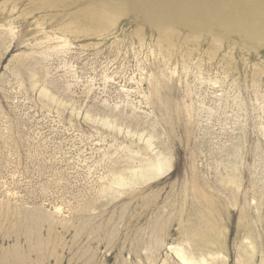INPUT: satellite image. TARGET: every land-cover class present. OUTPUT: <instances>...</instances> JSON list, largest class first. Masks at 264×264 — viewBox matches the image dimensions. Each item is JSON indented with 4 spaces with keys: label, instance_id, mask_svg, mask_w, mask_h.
Returning <instances> with one entry per match:
<instances>
[{
    "label": "rangeland",
    "instance_id": "374dc122",
    "mask_svg": "<svg viewBox=\"0 0 264 264\" xmlns=\"http://www.w3.org/2000/svg\"><path fill=\"white\" fill-rule=\"evenodd\" d=\"M261 190L264 0H0V264H174L204 207L237 264Z\"/></svg>",
    "mask_w": 264,
    "mask_h": 264
},
{
    "label": "bare ground",
    "instance_id": "6f19581e",
    "mask_svg": "<svg viewBox=\"0 0 264 264\" xmlns=\"http://www.w3.org/2000/svg\"><path fill=\"white\" fill-rule=\"evenodd\" d=\"M158 88V83H155L153 89L154 92H157ZM145 148V154H147L148 157H145V160L141 162L140 166L129 170V176H122L121 174L117 175V173H114L110 182L120 186L143 184L146 181H150L151 179L164 174L170 167L168 157L163 154V151H155L151 144L146 145ZM147 149L149 150V153ZM133 150H130L129 153L143 155L141 152ZM128 159L134 161L135 158L132 154H129ZM225 181L233 184L229 187V193L234 198L240 189L237 175L232 174L226 178ZM263 199L264 191L261 190L258 194V200L262 201ZM242 209L243 226H245L243 227V231L245 232L243 238L248 241L246 242L241 238L240 242L237 243V252L234 257H237V264H253L255 261L254 258L260 253V261L258 264H264V254L261 247L258 246L255 235H252L249 222L247 221L249 216L246 212L245 206ZM199 213L202 214V219L200 221L198 220L196 223L182 226L180 231L190 239L191 247L189 251H185L183 248L176 245L167 246L170 253L174 254L177 260L174 264H226L228 256L224 254L226 253L224 237L219 229L214 228L216 226L214 219L212 218L214 216H211V212L207 207L200 208ZM164 231L165 226L163 224H160L156 228L153 240L155 246H164L161 239ZM171 258L172 256L164 259L162 264H170L169 260ZM18 259L19 258H15L13 262H18Z\"/></svg>",
    "mask_w": 264,
    "mask_h": 264
}]
</instances>
